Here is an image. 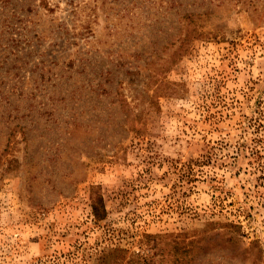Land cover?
Wrapping results in <instances>:
<instances>
[{"label": "rangeland", "instance_id": "obj_1", "mask_svg": "<svg viewBox=\"0 0 264 264\" xmlns=\"http://www.w3.org/2000/svg\"><path fill=\"white\" fill-rule=\"evenodd\" d=\"M0 264H264V0H0Z\"/></svg>", "mask_w": 264, "mask_h": 264}, {"label": "trees", "instance_id": "obj_2", "mask_svg": "<svg viewBox=\"0 0 264 264\" xmlns=\"http://www.w3.org/2000/svg\"><path fill=\"white\" fill-rule=\"evenodd\" d=\"M92 212L95 219L102 218L106 214L105 205L100 195L92 197Z\"/></svg>", "mask_w": 264, "mask_h": 264}]
</instances>
